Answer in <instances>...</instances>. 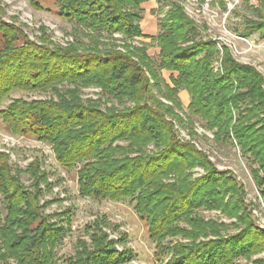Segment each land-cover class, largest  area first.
Returning a JSON list of instances; mask_svg holds the SVG:
<instances>
[{"label":"trees","instance_id":"trees-1","mask_svg":"<svg viewBox=\"0 0 264 264\" xmlns=\"http://www.w3.org/2000/svg\"><path fill=\"white\" fill-rule=\"evenodd\" d=\"M53 1L60 17L95 38L84 50L50 49L27 40L17 46L14 35L22 32L0 20V103L12 91L43 92L65 83L72 87L54 91L55 100L12 101L0 110L9 131L50 144L66 170L85 162L78 172L80 195L132 202L156 249L164 250L165 238L185 240L186 244L176 242L165 249L174 257L166 264H237L239 258L248 262L263 251L264 230L243 204V187L228 172L215 170L193 144L177 140L167 120L172 108L151 93L160 83L163 90L158 92L166 99H176L185 90L189 118L200 119L213 131L216 144H235L256 166L251 172L264 201L262 74L236 61L221 42L201 40L196 24L171 2L158 34L151 39L159 49L158 69L170 73L169 84L163 83L144 49L122 53L112 44L100 48L103 44L97 42L101 34L131 40L142 36L140 6L147 0ZM252 10L256 19L242 17L244 28L238 36L246 39L258 34L264 40V4ZM214 64L218 65L215 70ZM88 87L99 89L106 103L130 102L133 107L117 110L100 100L84 102L79 90ZM149 145L155 153L147 154ZM6 159L0 155V199L5 213L3 219L0 213V261L43 264L44 251L53 247V234L58 231L40 216L38 182L33 184L35 192L23 187L19 177L10 173ZM195 167L205 175L190 181L188 171ZM35 169L31 171L34 180ZM169 177L172 181L165 182ZM200 208L221 211L236 223L204 220L195 213ZM238 225L236 233H226ZM107 263L93 252L70 264Z\"/></svg>","mask_w":264,"mask_h":264},{"label":"rangeland","instance_id":"rangeland-1","mask_svg":"<svg viewBox=\"0 0 264 264\" xmlns=\"http://www.w3.org/2000/svg\"><path fill=\"white\" fill-rule=\"evenodd\" d=\"M34 2L38 7H34L29 0H0V20L22 32L21 35H14L15 45L21 46L27 40L35 44L43 43L50 49H66L72 46L84 50L90 38H95V34L91 35L82 27L60 17L59 8L53 0ZM171 2L180 5L196 24L201 40L212 39L221 42L229 48L236 61L253 66L264 77V40L260 39L258 34H252L246 39L238 36L244 28L242 17L256 19L255 13L245 1L228 11L223 0H147L140 6L139 27L142 36L131 40L119 34H101L97 42L105 46L99 47L107 48V45L112 44L115 50L122 53L132 49H144L152 64L154 63L152 69L156 72L157 79L169 84L170 73L158 69L159 49L151 39L158 34L159 26L165 19ZM148 32L153 35H147ZM2 42L0 39V48ZM217 67L218 65L214 64V70ZM147 76L150 77V73H147ZM152 80L150 78V81ZM158 88L163 90V85L160 83ZM158 88L152 87L151 93L163 106L172 108V114L167 116V120L172 123L177 140L193 144L208 158L215 170L228 172V176L235 178L238 185L243 187L245 208L256 225L264 230V201L259 196L251 172L256 166L247 156L240 153L235 144H216L213 131L207 130L200 119L189 118L186 110L189 97L185 90H180L176 99L172 100L161 97ZM67 89L72 87L65 83L43 92L12 91L0 103V110L6 109L16 99L27 102L55 100L54 91L63 92ZM79 93L84 102L100 100L103 105L114 106L117 110L133 107L130 102L120 106L106 103L101 91L94 87L81 88ZM146 149L147 154L155 153L152 145ZM0 155L6 156L10 173L19 177L23 187H29L30 191L35 192L33 184L38 182L40 216L48 226L58 231L53 234V247L44 251L43 264H70L93 252H99L101 259L103 262L107 261V264H166L174 257L165 249L176 242L186 244L185 240L165 238L162 243L164 250L156 249L155 243L148 237L144 221L134 211L132 202L82 197L77 182L78 172L85 162L76 164L70 170L62 168L50 144L38 141L28 134H12L1 116ZM33 167L36 168L35 180L31 172ZM188 174L189 180L193 181L205 175V172L202 168L195 167L188 171ZM171 181L172 178L169 177L165 182ZM0 213L3 219L5 213L1 199ZM195 213L204 220H213L229 226L236 223L235 218H229L221 211L200 208ZM238 229L240 225L237 228L231 226L226 233L233 234ZM114 258L121 260L115 262ZM257 259L264 261V250L252 256L248 262L239 258L236 263L254 264L253 261ZM0 264L5 263L0 261ZM6 264L14 263L8 260Z\"/></svg>","mask_w":264,"mask_h":264},{"label":"built area","instance_id":"built-area-1","mask_svg":"<svg viewBox=\"0 0 264 264\" xmlns=\"http://www.w3.org/2000/svg\"><path fill=\"white\" fill-rule=\"evenodd\" d=\"M227 5L228 11L233 8L235 5L245 1L249 8L254 9L258 8L261 4H264V0H223Z\"/></svg>","mask_w":264,"mask_h":264},{"label":"crops","instance_id":"crops-1","mask_svg":"<svg viewBox=\"0 0 264 264\" xmlns=\"http://www.w3.org/2000/svg\"><path fill=\"white\" fill-rule=\"evenodd\" d=\"M147 35H151V36H152L153 34H152V33H150V32H148V34H147ZM187 102H188V101H187Z\"/></svg>","mask_w":264,"mask_h":264}]
</instances>
